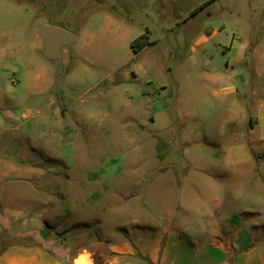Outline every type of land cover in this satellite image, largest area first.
I'll return each mask as SVG.
<instances>
[{"label": "rangeland", "instance_id": "rangeland-1", "mask_svg": "<svg viewBox=\"0 0 264 264\" xmlns=\"http://www.w3.org/2000/svg\"><path fill=\"white\" fill-rule=\"evenodd\" d=\"M41 26L77 41L47 59ZM256 47L264 55V0H0V257L15 244L50 264H121L113 244L159 230L202 164L226 186L224 209L231 195L256 206L264 230V171L222 173L259 152L232 142L264 112L247 99ZM6 211L30 219L25 236Z\"/></svg>", "mask_w": 264, "mask_h": 264}, {"label": "crops", "instance_id": "crops-1", "mask_svg": "<svg viewBox=\"0 0 264 264\" xmlns=\"http://www.w3.org/2000/svg\"><path fill=\"white\" fill-rule=\"evenodd\" d=\"M231 49L233 50V47ZM248 67L251 79L257 82L258 87L256 92L253 89L249 93L247 99L255 97L264 99V55L259 53L258 47L253 51ZM242 87H247L246 78H243ZM236 92L235 88L228 91L230 95ZM240 115L242 120H234L235 123L242 125L246 112L241 110ZM263 127L264 112L251 114L246 135L232 142L241 148L254 145L259 152L255 157L251 154L247 156L242 154L244 157L242 162L224 164L226 170L222 173L231 172L233 167L253 164L252 168L241 169L234 174L241 178L256 177L259 180L260 174L264 171V135L258 133V130ZM258 156L262 161L259 169L256 168L258 164L255 161ZM199 170L200 173L194 176V179L201 185L188 186L183 191L181 204L173 203L166 207L168 217L160 224L162 226L159 230L135 236L125 243L113 244L112 253L121 264H264L262 245L264 230H259L260 226L252 219L255 218V214L261 215L260 209L257 210L255 206L252 212L251 208L245 207V204L241 206L236 204V198L232 195L229 197V202H233L224 209L222 200L216 195L218 191L227 192L226 186H222L223 181L218 182L214 175H209L205 164L200 165ZM206 173L208 175H205ZM228 192L232 191L229 189ZM251 193L250 188L243 191L245 197H251ZM256 198L258 201L259 196L256 195ZM173 209L176 210L174 215L171 212ZM20 217L21 214L18 212H5L4 224L10 234L17 239L25 236L27 234L25 232L30 231L28 228L31 225L30 219H26L28 222L25 224ZM50 256L40 247L26 250L15 245L1 255L0 264H43V262L50 264L52 261Z\"/></svg>", "mask_w": 264, "mask_h": 264}, {"label": "water", "instance_id": "water-1", "mask_svg": "<svg viewBox=\"0 0 264 264\" xmlns=\"http://www.w3.org/2000/svg\"><path fill=\"white\" fill-rule=\"evenodd\" d=\"M37 34L44 43V56L52 60L60 59L62 48L77 41V38L68 32L50 26L39 27Z\"/></svg>", "mask_w": 264, "mask_h": 264}, {"label": "trees", "instance_id": "trees-1", "mask_svg": "<svg viewBox=\"0 0 264 264\" xmlns=\"http://www.w3.org/2000/svg\"><path fill=\"white\" fill-rule=\"evenodd\" d=\"M147 41L145 40V38L143 36L139 37L138 39H136L133 43H132V48L134 50L135 53H138L139 51H141L146 45H147ZM15 244L10 245L9 247H7L5 250H7L8 248L14 246Z\"/></svg>", "mask_w": 264, "mask_h": 264}]
</instances>
